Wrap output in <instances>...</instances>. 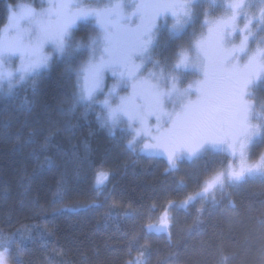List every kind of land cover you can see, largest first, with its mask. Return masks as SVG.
<instances>
[{"label":"trees","instance_id":"1","mask_svg":"<svg viewBox=\"0 0 264 264\" xmlns=\"http://www.w3.org/2000/svg\"><path fill=\"white\" fill-rule=\"evenodd\" d=\"M17 3L42 5L0 0V28ZM92 32L76 31L75 40ZM66 65L55 58L0 92V235L12 240L9 264H264V178L178 207L230 156L209 149L173 167L143 155L145 139L129 146L125 133L73 107L75 75ZM98 170L110 173L101 188ZM166 210L167 229L149 230Z\"/></svg>","mask_w":264,"mask_h":264},{"label":"snow or ice","instance_id":"2","mask_svg":"<svg viewBox=\"0 0 264 264\" xmlns=\"http://www.w3.org/2000/svg\"><path fill=\"white\" fill-rule=\"evenodd\" d=\"M201 0H113L105 6H85L81 0H48V8L40 12L22 8L9 16L10 29L15 33L0 40V92L7 84V94L18 85L47 68L52 55L67 61L66 70L75 75L73 107L80 104L88 109L99 107L97 119L104 127L132 134L129 146L145 139L142 151L160 153L168 164L194 157L209 149L227 150L238 166L215 174L205 181L202 189L190 195L180 207L198 198L215 199L217 188L223 189L253 175H264V154L249 162L251 147L264 140V123L252 124L260 114L246 97L250 87L264 79V46H257L249 54L248 43L254 33L252 25L264 30V0L259 14H250L253 0H210L222 7L224 14L204 21L207 35L196 38L186 49L176 53L171 71L165 72L159 60L153 58L157 19L170 16L169 31L183 32L196 15ZM131 8L129 12L127 9ZM246 21L238 28V21ZM95 21L94 34L86 41H76L73 29L78 22ZM240 33V45L229 47L230 39ZM51 48L52 53H47ZM87 53V59L73 66L78 54ZM19 56L18 68H9L8 62ZM247 56L244 64L240 63ZM148 63L154 69L147 76L141 73ZM180 69L201 74L188 88L178 86ZM111 73L115 83L104 91L105 75ZM155 81V82H153ZM130 88L127 95L120 91ZM194 94L196 99H192ZM103 95L104 99L98 97ZM171 104V110L166 105ZM155 117L156 127L149 126ZM167 125V127H165ZM110 173L98 170L95 185L103 187ZM169 207H175L174 204ZM171 217L168 211L159 225H148L157 232L167 229ZM11 238L0 240V264H8V245ZM131 264V262H130ZM135 264H139L136 261Z\"/></svg>","mask_w":264,"mask_h":264},{"label":"rangeland","instance_id":"3","mask_svg":"<svg viewBox=\"0 0 264 264\" xmlns=\"http://www.w3.org/2000/svg\"><path fill=\"white\" fill-rule=\"evenodd\" d=\"M40 1L42 2V5H40L39 7H35L31 3H17L15 5L9 6L7 9V15H6L5 22H4L3 26L0 28V40H7L10 37L15 35V33L9 27V25H10L9 16L11 15L12 12L19 13L22 8H24V9L30 8V9L35 10L36 12H40L43 9L48 8V0H40ZM81 2L85 6L96 7V6L108 5L109 3L113 2V0H81ZM218 3H219V0H218ZM260 7L261 6L258 3V0H253V7L250 8L248 11L250 14L258 15ZM127 10L129 12L132 11L131 8H128ZM223 14H224V9L222 7H217L215 5H212L210 3V0H201L199 7L196 9V15L194 17L193 22L190 25H188L183 32L177 33L175 35H173L169 31V28L173 23L172 18L170 16L158 18L157 22H156L157 23V30L155 33L156 39H155L154 46H153V58L156 60H159L161 62V65L164 67L165 72L171 71L172 65H174L176 62V53L181 49L188 48L196 38H198L202 35H205V36L207 35L208 27H207V25H205L204 21L206 19L213 20V19L220 18ZM245 23H246V21L244 19L239 20L238 21V28L243 29ZM94 26H95L94 20H90L88 22H84V21L78 22V24L73 29L74 39H76V37H75L76 31L85 30V29H87V30L91 29L92 30V29H94ZM251 27H252V31H253L254 35H253V37L250 38L249 43H248L249 54H251V52L253 50H255L258 45L264 46V30L257 29L255 24H253ZM92 34H94V32H92ZM242 38L243 37L240 33L234 34V36L230 39L229 47H231L233 45H237V46L240 45ZM46 52L52 53V49L46 48ZM85 54H86L85 57H82L81 61L87 59V53H85ZM55 58H59V57L56 56L55 54H53L52 59L50 60L49 64ZM246 60H247V56H243V58L240 60V63L244 64L246 62ZM79 62H80V60H79ZM20 64H21V60H20L19 56L17 55V56L12 57L9 60L8 67L9 68H18L20 66ZM49 64H48V66H49ZM44 69H46V68H43L41 70H44ZM150 70L159 71V69H154V67L151 63H148L146 65V67L143 69L141 75L147 76V74ZM173 74L180 77V80L178 82V86L181 89L188 88V86L190 84H192L194 81L202 78L201 74L193 72L191 70H185V69H180ZM153 82H155V81H153ZM104 83H105L104 91L107 92L108 88L111 87V85L115 83V80H114V78H112L111 73H106ZM7 87H8L7 84H4L3 88H4V91L6 93H7ZM129 91H130V88L121 90L120 95L121 96L127 95V93ZM249 93L250 94L246 97L248 103L253 106L254 114L255 113L260 114V118L257 119L254 116V118L251 120V123L254 125L262 124V123H264V79L258 80L256 83H254L250 87ZM191 98L196 99L194 91H193V94L191 95ZM98 99L103 100L104 99L103 95H100L98 97ZM165 107H166V110H171V108H172L171 104H168ZM83 108L85 111L91 113L92 115H95L96 118H97V113L100 111L99 107H96L95 109H88V110H86L84 106H83ZM156 125H157V121H156L155 117H150L149 118V126L154 129L156 127ZM122 127H125V125H120V126L116 127L115 129H110L109 127L108 128L112 133H116V132H118L120 134L125 133L128 136V140H131L132 134L122 132L121 131ZM165 127H167V125H165ZM260 144L263 145V147L258 151L257 154L254 155L250 150L249 162H254L255 160H257L259 158V156L261 154H264V140H257L255 142L256 147L261 146ZM140 152L145 156L157 157V158H161V159H164L167 161V157L164 154H160V153L153 154V153H149V152H144L142 150H140ZM230 155H231V153H230ZM194 157L185 156L184 158H182L180 160H184V159L192 160V159H194ZM229 158H230L231 163L228 166H226L224 169H221V170L215 172L213 175H211L205 181L211 179L215 174H217L221 171L227 170L230 165L233 167L238 166V163H239L238 159H234L232 157V155ZM257 176L264 178V175H259V174L253 175L250 177H257ZM205 181H204V183H205ZM204 183H203V185H204ZM203 185H202V187H203ZM231 185H233V184H231ZM226 187H227V184L225 185V187L223 189H225ZM223 189L221 190V189L217 188L216 191H223ZM192 195H194V194H192ZM182 204H183V202L179 203L178 207H180V205H182ZM157 225H159V222L157 223ZM5 238H10V237L0 235V240H3ZM11 242H12V240H11ZM11 242L8 245V247H9V251L7 254L8 255V264H9V257H10ZM3 250L4 249L2 247H0V251H3ZM139 263H141V262H139Z\"/></svg>","mask_w":264,"mask_h":264}]
</instances>
